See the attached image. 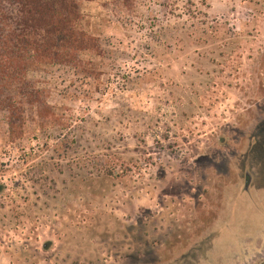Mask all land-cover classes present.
<instances>
[{"label":"rangeland","instance_id":"obj_1","mask_svg":"<svg viewBox=\"0 0 264 264\" xmlns=\"http://www.w3.org/2000/svg\"><path fill=\"white\" fill-rule=\"evenodd\" d=\"M79 11L96 52L0 111V264H264V0Z\"/></svg>","mask_w":264,"mask_h":264},{"label":"trees","instance_id":"obj_2","mask_svg":"<svg viewBox=\"0 0 264 264\" xmlns=\"http://www.w3.org/2000/svg\"><path fill=\"white\" fill-rule=\"evenodd\" d=\"M83 1L87 0H0V84L13 86L23 99L18 103L0 97V111L7 114L11 136L18 134L15 122L21 118L22 104L44 106L26 81L31 67L77 69L82 53L96 52L93 40L76 27Z\"/></svg>","mask_w":264,"mask_h":264}]
</instances>
